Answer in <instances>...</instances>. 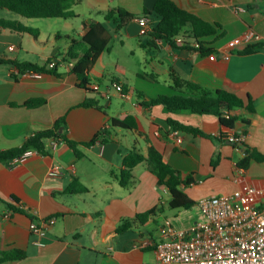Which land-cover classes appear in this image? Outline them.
Instances as JSON below:
<instances>
[{
  "label": "crops",
  "instance_id": "crops-1",
  "mask_svg": "<svg viewBox=\"0 0 264 264\" xmlns=\"http://www.w3.org/2000/svg\"><path fill=\"white\" fill-rule=\"evenodd\" d=\"M173 1L206 21L220 24L218 37H207L215 52L202 54L158 39L149 42L139 20L145 18L150 29L158 23L155 12L145 14L146 8L153 11L156 0H77L72 6L77 14L74 17H27L32 20L25 25L38 28V37L0 29L1 54L41 65L54 58L61 74L43 72L42 77H34L13 64L0 63V150L20 147L34 132L51 128L64 117L63 131L80 142L82 152L79 156L65 141L48 139L47 154L0 161V249L18 248L27 253L22 260L2 264H156V245L166 223L183 229L203 216L197 203L187 209L171 207L168 187L158 183L147 160L135 166L134 184L120 183L124 154L134 146L146 157L149 148H155L184 178L191 176L192 182L184 188L196 202L249 186L264 187V161L252 160L248 168H241L238 162L248 154L246 148L227 138L239 134L243 142L264 154V0ZM117 8L134 14L120 28L116 20L106 19L107 12ZM6 11L10 10L0 9L1 18L23 22ZM35 19L47 22L36 23ZM96 22H103L123 46L132 42V37L140 39L130 51L134 56L138 52L139 66L145 62V70L139 67L134 71L132 87L116 75L108 81L104 77L111 68L106 58L111 43L90 72L91 85L100 84V91L80 87L71 73L68 49L73 39H80ZM43 26L49 27L50 50L42 37ZM251 28L261 34V39L233 48L225 58L229 40ZM213 53L215 59L210 57ZM112 63L119 66L118 60ZM114 79L124 85V92L113 89L108 99L104 93ZM187 82L211 91L226 89L246 104L252 99L255 109L247 105L234 109L232 113L239 119L234 129H228L214 114L174 113L162 104H145L163 94L197 95ZM36 98L45 102L25 105ZM89 98L96 105H82ZM129 115L135 116L138 129L112 126L113 118ZM170 117L202 129L207 136L175 130ZM102 130L104 136L87 144ZM223 131L225 140L220 139ZM56 165L59 172L50 174ZM75 178L88 191L68 192ZM260 204L264 206V199ZM11 205L17 209L12 210ZM152 208L155 212L145 220L138 218ZM193 208L196 213L189 212ZM49 217L56 221L38 242L30 224ZM124 225L127 227L121 229Z\"/></svg>",
  "mask_w": 264,
  "mask_h": 264
},
{
  "label": "trees",
  "instance_id": "trees-1",
  "mask_svg": "<svg viewBox=\"0 0 264 264\" xmlns=\"http://www.w3.org/2000/svg\"><path fill=\"white\" fill-rule=\"evenodd\" d=\"M77 0H0V9H7L28 18H53V17H74L77 14L73 11L72 6ZM155 12L160 18L158 23L149 30V42H156V39L164 40L172 45H180L181 47L199 51L202 54H210L215 52V48L211 46V42L207 37L218 35V28L220 24L211 23L204 20L197 14L182 8L173 0H156L153 11L145 9V14ZM134 18V14L123 9H111L106 14L107 20H116L118 28L123 27L126 22ZM88 31L80 38L73 39V43L68 49L67 60L71 62V73L77 77V83L80 87L87 91L93 92L91 88L92 78L90 72L94 68L99 56L110 49V43L113 34L110 29L103 22L92 23L88 26ZM0 29H9L19 33H28L38 37L40 30L31 26H27L20 21L5 19L0 17ZM183 36L181 42H178L176 36ZM218 37V36H216ZM246 51H250L249 48ZM54 58H49L45 64L41 65L29 61H19L18 59L4 56L0 53V63H10L17 67L20 72L24 73L27 70H35L38 72L52 73L57 76L61 74L57 71V64L54 67H49V62ZM116 80V79H114ZM187 85L198 91L197 95H160L152 98L146 105L162 104L169 112L189 111L200 114H214L220 119L224 128L234 129L239 117L234 115V109L247 107L254 110L252 99L246 104L237 94L226 89L218 88L215 91L207 90L198 84L187 82ZM45 99L36 98L28 100L25 105L34 107L41 105ZM84 106H94L96 102L93 99H86L82 102ZM170 125L175 130H183L196 135L207 136V134L200 128L180 122L175 118L168 119ZM247 124L250 122L246 121ZM65 118L56 120L51 128L39 130L34 132L28 139L20 146L8 150H0V161L11 160L14 157L22 154L28 149H37L43 154L48 153V139L52 141H65L72 147L76 153L81 156L82 152L79 149L80 142L72 140L63 131L65 128ZM112 126H119L126 129H138V122L133 115H129L124 119L113 118ZM106 130V129H105ZM105 130L100 131L90 142L95 141L104 136ZM223 131L221 140H225L227 134ZM225 134V135H224ZM234 142L243 146L248 150V154L238 162L241 168H248L252 160L264 161V154L247 145L241 140V135L233 134ZM225 137V138H224ZM230 139V137H227ZM240 139V140H236ZM147 160L150 162L153 171L158 176V183L168 187L171 193L170 205L173 208H192L197 202L192 199L186 192L184 185L192 182V177L184 178L181 172L173 168L170 164L164 161L162 155L153 147L149 148V155L146 157L136 146L124 154L123 166L119 175V181L124 186L134 184L136 176L134 168L139 163ZM68 192H84L88 191V187L79 179L68 186ZM1 199V197H0ZM12 210L17 208L11 205ZM152 208L147 212L138 214L140 220H145L150 214L154 213ZM124 225L121 229L126 228ZM26 251L18 248L0 249V264L6 262H14L26 258Z\"/></svg>",
  "mask_w": 264,
  "mask_h": 264
},
{
  "label": "built area",
  "instance_id": "built-area-1",
  "mask_svg": "<svg viewBox=\"0 0 264 264\" xmlns=\"http://www.w3.org/2000/svg\"><path fill=\"white\" fill-rule=\"evenodd\" d=\"M139 22L143 28L142 33H148L150 27L147 20L141 18ZM261 37L255 29L246 30L229 40L224 57L229 58L233 48L242 44L251 45ZM175 39L181 42L184 38L179 35ZM10 49L13 50L14 46ZM210 57L216 58L214 53ZM56 64L57 61L53 59L49 62V67ZM24 73L34 77L43 76V72L35 70ZM91 88L100 91L101 85L95 83ZM113 89L124 92V85L118 80H112L105 90L106 98H111ZM229 137L231 141L234 140L233 134ZM35 153L41 152L28 149L12 160L21 161ZM59 169L58 165L52 167L50 174H57ZM263 199L264 187L256 186L199 199L197 204L202 218L183 229L176 228L169 221L166 223L162 230V239L156 245V264H264V206L260 204ZM55 221V217H49L30 224V229L38 234V242L42 241Z\"/></svg>",
  "mask_w": 264,
  "mask_h": 264
},
{
  "label": "rangeland",
  "instance_id": "rangeland-1",
  "mask_svg": "<svg viewBox=\"0 0 264 264\" xmlns=\"http://www.w3.org/2000/svg\"><path fill=\"white\" fill-rule=\"evenodd\" d=\"M6 12H8L10 16H15L23 20V22L20 21L23 24H25L26 22H31L30 20H32V19H28L27 17H23L22 15H18L15 12H11V11H6ZM37 20H40L39 22H43V21L47 22V19H35L36 23L38 22ZM27 26H30V25H27ZM43 27H44V35L42 34V37H44L45 43L47 44V48L48 50H50V47L52 46H51V41L49 40L50 39L49 37H51L49 34V27L48 26H43ZM139 40L140 39L138 37H132V42H127V44L123 46V44L121 43V39H118L116 38V36H114V38L111 41L112 50L107 51L106 53L107 61L109 60L111 61V64H110L111 68L107 72V74L104 76L106 78V81L110 80L111 76L116 75L117 77L125 80V82L127 83L129 87L133 86L134 84L133 82L135 78L134 71L139 69V67L145 70L144 68L145 66L143 64L145 62L142 61L143 62L142 66H139L140 61L138 57V52H137V56H134L132 52L130 51L131 47L133 46L132 44H134L137 47ZM117 60H118L119 66H115V64L112 63L113 61H117ZM101 78L102 77H100V79ZM109 84H111V81L109 82ZM189 210H190L189 211L190 213H196V208L189 209Z\"/></svg>",
  "mask_w": 264,
  "mask_h": 264
},
{
  "label": "water",
  "instance_id": "water-1",
  "mask_svg": "<svg viewBox=\"0 0 264 264\" xmlns=\"http://www.w3.org/2000/svg\"><path fill=\"white\" fill-rule=\"evenodd\" d=\"M245 150V153L247 154L248 153V151L246 150V149H244Z\"/></svg>",
  "mask_w": 264,
  "mask_h": 264
}]
</instances>
